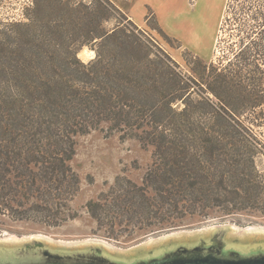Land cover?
<instances>
[{"label":"trees","instance_id":"obj_1","mask_svg":"<svg viewBox=\"0 0 264 264\" xmlns=\"http://www.w3.org/2000/svg\"><path fill=\"white\" fill-rule=\"evenodd\" d=\"M107 6L109 0L84 6L90 12L86 40H72L74 58L63 63L76 64L74 70L25 69L22 88L0 92V213L50 227L74 218L70 204L81 183L72 167L76 139L92 131L117 133L153 148L141 184L119 178L108 195L87 205L98 227L112 238L205 219L223 207L218 203L229 212L254 206L251 191L262 187L257 176L247 179L245 168L254 166L252 159L239 160L240 177L232 188L230 165L217 166V156L231 145L225 140L240 138L246 131L243 114L261 102L260 73L246 71L252 64L246 48L220 67L211 65L198 81L208 89L197 93L191 89L198 85L195 78L182 77L162 58H152L123 21L112 31L98 29L94 15L106 13ZM93 41L99 50L85 64L77 52ZM253 59L258 66L261 56ZM45 60L53 62L52 56ZM250 83L256 87L252 97ZM209 93L217 102L205 101L207 107L219 116L199 121L195 117L201 107L189 100ZM179 103L185 105L180 112ZM234 188L238 198L231 200Z\"/></svg>","mask_w":264,"mask_h":264},{"label":"rangeland","instance_id":"obj_2","mask_svg":"<svg viewBox=\"0 0 264 264\" xmlns=\"http://www.w3.org/2000/svg\"><path fill=\"white\" fill-rule=\"evenodd\" d=\"M92 1L0 0V92L22 88V71L25 69L57 72L74 70L76 64L68 66L63 63L65 59L74 58L72 40H86L85 24L90 12L84 6ZM226 1L222 0V6ZM109 2L106 13L94 15L98 29L112 31L123 21L149 47L152 58H162L182 77L195 78L198 82L210 71L211 65L220 67L246 48L248 57L252 58V64L247 66L246 71L252 75L260 73L261 81L257 88L261 102L259 106L251 105L243 114L246 131L241 133L240 138L225 140L231 145L217 156V166L230 165L232 188L240 177L239 160L252 159L254 166L245 168L247 179L257 176L262 187L251 191L255 205L242 211L229 212L223 211L224 203H218L223 207H216L213 214L205 219L190 220L166 230L132 236L123 234L112 238L106 229L98 227L96 220L88 213L87 205L90 201L108 195L119 178L141 184L152 164L153 148L135 139H122L117 133L109 135L106 131H92L76 139L72 167L81 183L77 196L70 204L72 212L69 213L75 217L61 226L50 227L0 213V241L39 239L63 246L98 242L115 250L127 251L165 237L218 226L229 225L241 231L264 228V0H228L221 22L212 32L202 25L188 26L184 18L179 22L178 13L185 12L176 9L170 11L168 0H162L164 5L158 11L148 5V0ZM194 4L195 0H191L194 12L200 13L201 7H194ZM116 7L124 15L116 11ZM164 21L166 28L162 26ZM96 41L86 42L77 52L76 56L81 62L87 64L95 59L99 50ZM258 54L261 60L256 66L253 58ZM46 55L52 56V63L45 64ZM202 62L208 65L207 70ZM191 86L192 91L197 93L208 89V85L199 82ZM254 89L256 87L250 83V97ZM205 101L217 102L210 93L204 96L194 94L189 100V103L201 107V114L195 118L199 121L218 118L219 115H215ZM175 107L180 112L185 105L179 103ZM246 152L250 153L247 155ZM232 190L234 194L228 197L235 200L238 198L235 193L237 189Z\"/></svg>","mask_w":264,"mask_h":264},{"label":"water","instance_id":"obj_3","mask_svg":"<svg viewBox=\"0 0 264 264\" xmlns=\"http://www.w3.org/2000/svg\"><path fill=\"white\" fill-rule=\"evenodd\" d=\"M0 264H264V228L224 225L177 234L127 251L98 242L0 241Z\"/></svg>","mask_w":264,"mask_h":264},{"label":"crops","instance_id":"obj_4","mask_svg":"<svg viewBox=\"0 0 264 264\" xmlns=\"http://www.w3.org/2000/svg\"><path fill=\"white\" fill-rule=\"evenodd\" d=\"M221 3L222 0H195L194 7L200 6L202 10L200 13L194 12V9L192 8L193 5H191V0H168L167 7L170 11H172V9H176L177 11L184 10V14L182 12L178 13L177 20H179V22H181V19L184 18L183 20L185 21L186 25H202L212 32L213 29L221 22V16L223 10H225L226 7L225 3L223 6ZM148 5L154 10L158 11L162 7L161 5L164 4H162V0H148ZM162 26L166 28L165 21L162 22Z\"/></svg>","mask_w":264,"mask_h":264}]
</instances>
